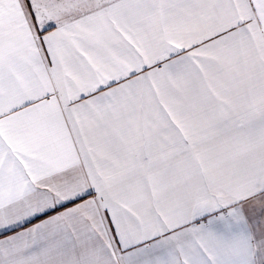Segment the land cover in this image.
Returning a JSON list of instances; mask_svg holds the SVG:
<instances>
[{
    "label": "snow or ice",
    "instance_id": "snow-or-ice-1",
    "mask_svg": "<svg viewBox=\"0 0 264 264\" xmlns=\"http://www.w3.org/2000/svg\"><path fill=\"white\" fill-rule=\"evenodd\" d=\"M0 264H264V0H0Z\"/></svg>",
    "mask_w": 264,
    "mask_h": 264
}]
</instances>
